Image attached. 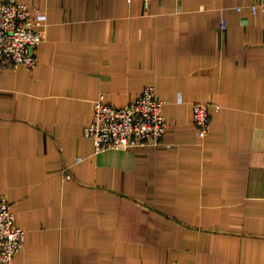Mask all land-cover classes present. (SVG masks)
I'll list each match as a JSON object with an SVG mask.
<instances>
[{
  "label": "crops",
  "instance_id": "obj_1",
  "mask_svg": "<svg viewBox=\"0 0 264 264\" xmlns=\"http://www.w3.org/2000/svg\"><path fill=\"white\" fill-rule=\"evenodd\" d=\"M18 1L46 36L35 68H0V195L26 231L13 263L264 264L257 0ZM148 85L162 142L97 152L94 100L124 106ZM210 100L201 136L193 107Z\"/></svg>",
  "mask_w": 264,
  "mask_h": 264
},
{
  "label": "built area",
  "instance_id": "obj_2",
  "mask_svg": "<svg viewBox=\"0 0 264 264\" xmlns=\"http://www.w3.org/2000/svg\"><path fill=\"white\" fill-rule=\"evenodd\" d=\"M141 1L147 10L150 9L153 0ZM249 9L254 14L264 13V0L252 2ZM45 20L46 15L38 6L30 8L18 0H0V68L36 67V50L46 36ZM221 28L227 29L224 19ZM164 104L155 85L146 86L140 96L124 106L108 103L101 94L94 100L93 119L84 133L93 139L97 152L158 145L169 126L163 112ZM213 105L211 100L194 104L193 118L201 136L211 132ZM216 107L220 109L221 106L216 104ZM64 172L65 178L73 175L69 166ZM25 237L26 231L17 224L11 203L5 195H0V264H14L13 258L23 248Z\"/></svg>",
  "mask_w": 264,
  "mask_h": 264
},
{
  "label": "trees",
  "instance_id": "obj_3",
  "mask_svg": "<svg viewBox=\"0 0 264 264\" xmlns=\"http://www.w3.org/2000/svg\"><path fill=\"white\" fill-rule=\"evenodd\" d=\"M251 4V3H250ZM250 4H248L247 6H246V8H248L249 9V5ZM241 7V9H242V6H240ZM249 11H251V10H249ZM252 12V11H251ZM163 99V98H162ZM163 112H164V107H163Z\"/></svg>",
  "mask_w": 264,
  "mask_h": 264
}]
</instances>
